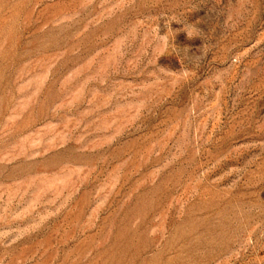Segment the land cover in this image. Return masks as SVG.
<instances>
[{
    "label": "rangeland",
    "instance_id": "1",
    "mask_svg": "<svg viewBox=\"0 0 264 264\" xmlns=\"http://www.w3.org/2000/svg\"><path fill=\"white\" fill-rule=\"evenodd\" d=\"M0 264H264V0H0Z\"/></svg>",
    "mask_w": 264,
    "mask_h": 264
}]
</instances>
